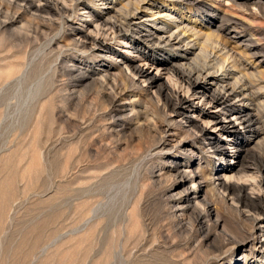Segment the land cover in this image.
<instances>
[{
	"label": "rangeland",
	"instance_id": "rangeland-1",
	"mask_svg": "<svg viewBox=\"0 0 264 264\" xmlns=\"http://www.w3.org/2000/svg\"><path fill=\"white\" fill-rule=\"evenodd\" d=\"M227 1L148 0V5L175 4L195 31L217 35L209 54L217 42L234 49L239 68L230 61V77L216 75L232 84L242 72L247 97L233 102L257 118L245 130L232 111L221 113L202 102L170 114L176 97H185L176 79L170 82L164 71L130 53L168 60L184 50L174 53L157 43L137 50V32L126 26L122 36H97L113 55L92 46L86 51L72 32L96 37L94 17H86L83 6L57 0L65 11L53 18L33 13L23 0H0V23L8 25L6 30L0 25V264H264V249L248 245L264 222L256 213L264 208L258 172L264 162V0ZM79 2L95 16L118 13L134 0ZM156 23L161 28L165 21ZM193 51L199 55L198 48ZM122 57L156 75L159 88L132 79ZM105 71L109 81L102 80ZM77 72L84 79L71 95L67 88L71 91ZM209 114L238 130L239 151L229 134L204 123ZM196 126L223 146L224 156L214 153ZM219 166L230 168L222 172ZM182 190L196 192V199L183 201Z\"/></svg>",
	"mask_w": 264,
	"mask_h": 264
},
{
	"label": "bare ground",
	"instance_id": "bare-ground-1",
	"mask_svg": "<svg viewBox=\"0 0 264 264\" xmlns=\"http://www.w3.org/2000/svg\"><path fill=\"white\" fill-rule=\"evenodd\" d=\"M3 1H5V0H3ZM23 1L26 2L29 10L32 11L33 13L47 14V16L53 17V16L59 15L61 13L60 11H62V13H64V11H65L64 10L65 7H63V6H62V8L58 7L57 2H56L57 0H23ZM70 1L75 3V5L78 7L83 6V9H82V10H84L83 14H85L86 17H88V18L94 17L93 24L95 27H93V28L95 29L96 37L90 36L89 34H86L81 30L74 29V28L72 29V32L74 33L75 36H78V40H79V41H76L73 38V41L77 45L81 46L83 50L91 51V46H92V48L97 47L99 49L105 50L107 52V54L110 53V55H113L114 52H113V50H111L112 47L110 48L108 46H104L103 43L97 39V36H99V35H101V36L105 35L106 36L108 34L112 35L111 36L112 38L114 36L115 37L120 36L121 34H123L124 28L126 26L129 27L130 29L132 28L133 30H135V32H137L136 35L138 36V41L140 43V45H138V47H137V50L138 49H147L148 45L151 43H157L159 45H163L165 48L173 50L174 53H178L179 50H184L183 53L181 52L184 55H181L177 58L171 57L168 60L167 59L166 60L150 59L147 55H145L144 53H141L140 51L139 52L138 51H136V52L131 51L130 52L131 54H136V56L140 59V61L144 64V66H149L150 69L153 68L154 70H156V72H159V71L163 72L164 71L167 74L170 82L173 81L172 80L173 78L176 79L174 86L178 87V89L185 95V97L179 98V97H176L177 95H175L176 102H173L171 104V107L168 108L169 109L168 112H170V114H174L178 111L181 112V111L186 110V109L188 110V109L198 108L199 107L198 104L200 102H202L203 105H205V106L212 105L213 109L219 110V112H221V113L232 111L233 112L232 116L234 117L235 121L239 124V126H242V129H244V130L251 128L256 123L257 118H255V117L253 118V116H251L250 114L245 112V109L243 108V106L236 105L233 102L234 99H237V101H239L238 99H240V100H241V98L244 99L246 96L245 94H246V91L248 88H247L246 84H242L243 83L242 82L243 80L241 77L242 72L241 71L238 72V74H239L238 76H240V77H236L234 79L235 81L232 84L226 80L227 79L226 76H222L223 73H225V74L228 73L227 76L230 77L231 73H229V70H227V67L229 66L227 64L230 61L232 64V68L233 67L239 68V60L235 58L236 57L235 55H233L234 49L228 48V46H227L228 42L225 45H224V42L222 45H220L217 42L216 46L213 48V52L211 54H209L207 51V49H209L208 48L209 44H210V42H212V38L215 39V37H217V35H214V33L212 34L209 30H206V33H203L204 35L202 36V34L199 33L200 31H195V29H193V27L189 25V24H191L190 20H188L186 18L185 14L182 13V11L180 9H178L175 4L165 5V3L162 2L161 3L162 8H160L158 6H154L153 4L148 5L149 4L148 0H134V3L133 2H127L124 5V7H122L121 10H120V8H117V9H119V11L117 10L118 13H116L115 11H112V12L105 13V15H103L101 13V14L93 16L90 9L85 7L81 2H79V0H70ZM19 2H21V1H19ZM65 3H67V2H65ZM133 4H137V6L132 9ZM62 5H64V2ZM121 6H123V5H121ZM205 8H206L205 6H202V10H205ZM141 9H145V11L142 12V11H140ZM165 9H167L169 13L166 15L165 14L163 15L162 12ZM66 10H67V8H66ZM186 10L190 11V9L188 7ZM148 11H150L151 13L147 17L144 16L143 13L148 12ZM66 14H68L67 11H66ZM175 15H178V16H175ZM146 18H149V19H146ZM237 18H239V17H237ZM41 19H43V18H41ZM60 19H62V18H60ZM160 20L165 21L164 26L161 28H159L157 26V23H156ZM50 21H49L48 26L52 25ZM228 22L231 23L233 26L235 25V21L228 20ZM63 23H66V22H63ZM0 25L2 26V28L4 30H6V28L8 27L7 23H5V22L0 23ZM91 27L92 26L90 25V26H87L86 28H87V30H90ZM21 29L22 28H20L19 30H21ZM103 29H105V30H103ZM19 30H18V32H19ZM93 32L94 31H92V33ZM104 38H106V37H104ZM191 38H193L195 40H190ZM187 40H190V41L188 43H186ZM70 41H72V40H70ZM127 45H129V44L127 43ZM144 45H145V47H143ZM195 48H198L199 55H194L193 49H195ZM215 50L217 51L216 53H214ZM217 54H221V55H217ZM212 55H213V57H212ZM200 60H201V62H199ZM121 63L123 65V67L125 66L129 75L132 76V79L136 78L138 80H142L143 83L150 82L149 86L151 88H154V87L157 89L159 88V86H160L159 80L160 79H158V77L156 75H151L147 69L143 68L144 66L143 67L138 66L133 62V60H131L129 58H124V57L121 58ZM231 64H230V66H231ZM24 68H25V66H24ZM79 69L80 68H76V71H79ZM221 72H222V74H220V76L216 75V74L221 73ZM77 73H78L77 75H75V76L73 75V77H72L71 83H73L74 85L71 87L72 88L71 91L69 90V88H67L68 91L70 92V94L75 93L74 87L76 85L80 84L81 81L84 79V77H83L84 75H82V73H80V72H77ZM109 75L110 74L107 71H105V75L102 76V80L106 81L108 79ZM125 75H127V74H125ZM85 76H87V75H85ZM122 76H124V75H122ZM243 76H244V74H243ZM243 79H244V77H243ZM18 80H20V79H18ZM107 81H109V79ZM248 96H249V94H248ZM188 97L191 99L196 97L197 100H199V102L195 106L194 104H191L189 102ZM166 112H167V110H166ZM139 116H141V115H139ZM139 116H137V117H139ZM203 121H204V123H207V125L212 124V127H211L212 129L219 130L220 132H225V133L229 134L230 137H232L233 144H231V146H233L232 147L233 149L238 150L241 147L242 144H241V140H240V133L238 132V130L236 128L230 127L231 123L227 124V123L221 121L219 118H217L215 116V114H209V115L205 116ZM173 122L174 121H172V120L169 121V123H171V124ZM139 128H140V126H139ZM144 128L145 127L143 125L142 129H144ZM194 129L196 130L197 134L200 135V137H203L204 140L208 141V143H209L208 145L211 146V149L214 150V153H216L217 156H224L225 150L222 148L223 146L221 147L217 143H215V141L213 142V139L210 137V135L207 132H205V129L203 128V126L202 127L196 126V127H194ZM163 134H164V132H163ZM152 147H153V145H152ZM219 168H221L222 172H223V171H227L228 168H230V167L229 166L228 167L227 166L226 167L219 166ZM256 170H258V169H256ZM182 172H184V175H185V171H182ZM258 172L260 173V175L262 174V178H260V181H259V184H262V182H264V162H262V161H261L260 168H259ZM188 173H189V171H188ZM229 173H233V170H230ZM190 174H191V172H190ZM233 174H236V173H233ZM184 175L182 174V176H180V179H182V180H181V183L179 184V188L182 187V181L185 180ZM183 176H184V178H183ZM232 176L233 175H231V177ZM218 185L225 192L228 191V188L225 186V184L223 182L218 183ZM184 191L182 190V192H179L178 194L185 193ZM214 191H215V189H214ZM242 192H240V193H242ZM196 196H197V193L196 192L194 193L192 191L185 193L183 196L180 195L181 199L185 202H188V203L192 199L195 200ZM252 198L253 197H251L250 199H252ZM206 199H208V198L206 197ZM193 202H195V201H193ZM225 203L226 202L224 201V204ZM205 204H207L206 201H205ZM256 204H258V203H256ZM185 208H187V207H185ZM236 211L239 212L238 210H236ZM256 211H258V212H256L257 217L258 216L262 217V218L264 217V208L261 205L256 208ZM256 213H255V215H256ZM255 215L253 216V218L255 217ZM250 216H252V215H250ZM205 218H207V217L205 216ZM253 220L255 221V220H257V218H254ZM253 220L251 218V221H253ZM263 224H264V222H261L259 225L260 226L259 229L254 230L252 232V240H251V243H249L248 245H250L252 247H255L256 245H260V247L264 249V229L262 228ZM259 237H260V240H259ZM240 245H242V247L246 246V244H244V243H242ZM261 255L264 257V253H261Z\"/></svg>",
	"mask_w": 264,
	"mask_h": 264
}]
</instances>
